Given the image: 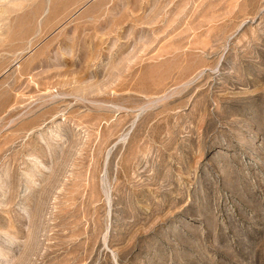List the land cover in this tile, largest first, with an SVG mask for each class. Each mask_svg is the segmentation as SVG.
Returning <instances> with one entry per match:
<instances>
[{"label":"rangeland","instance_id":"1","mask_svg":"<svg viewBox=\"0 0 264 264\" xmlns=\"http://www.w3.org/2000/svg\"><path fill=\"white\" fill-rule=\"evenodd\" d=\"M0 264H264V0H0Z\"/></svg>","mask_w":264,"mask_h":264}]
</instances>
